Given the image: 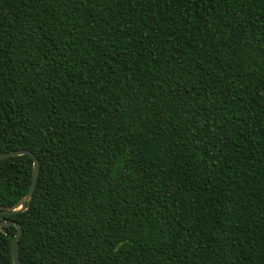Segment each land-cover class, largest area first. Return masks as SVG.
I'll list each match as a JSON object with an SVG mask.
<instances>
[{"label":"trees","instance_id":"trees-1","mask_svg":"<svg viewBox=\"0 0 264 264\" xmlns=\"http://www.w3.org/2000/svg\"><path fill=\"white\" fill-rule=\"evenodd\" d=\"M15 149L22 264H264V0H0Z\"/></svg>","mask_w":264,"mask_h":264},{"label":"water","instance_id":"water-1","mask_svg":"<svg viewBox=\"0 0 264 264\" xmlns=\"http://www.w3.org/2000/svg\"><path fill=\"white\" fill-rule=\"evenodd\" d=\"M25 153L30 154L34 160L33 174H32V180H31L30 187L27 193L24 196H22L16 204L10 205V206L0 205V213L14 214L16 212L22 211L26 209L27 202L30 201V199L32 198L33 192L37 185V180H38L39 171H40V162H39L38 157L29 149H15V150H11L8 152H1L0 159L6 158L9 156L21 155ZM11 224L15 225L17 228L16 235L12 239V256H13L14 264H22L21 258L19 255V249H18V241L23 232L21 223L17 220H11V221L4 220L0 222V230H3L5 226H9Z\"/></svg>","mask_w":264,"mask_h":264}]
</instances>
